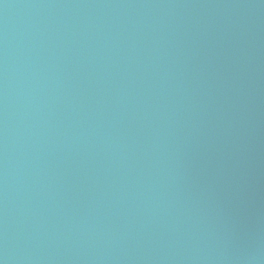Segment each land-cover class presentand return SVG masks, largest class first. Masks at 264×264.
Masks as SVG:
<instances>
[{
	"label": "water",
	"instance_id": "95a60500",
	"mask_svg": "<svg viewBox=\"0 0 264 264\" xmlns=\"http://www.w3.org/2000/svg\"><path fill=\"white\" fill-rule=\"evenodd\" d=\"M0 264H112L69 0H0Z\"/></svg>",
	"mask_w": 264,
	"mask_h": 264
}]
</instances>
